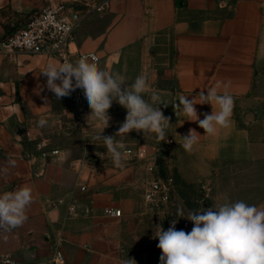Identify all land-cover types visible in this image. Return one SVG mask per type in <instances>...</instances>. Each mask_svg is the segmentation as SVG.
<instances>
[{
    "label": "crops",
    "instance_id": "1",
    "mask_svg": "<svg viewBox=\"0 0 264 264\" xmlns=\"http://www.w3.org/2000/svg\"><path fill=\"white\" fill-rule=\"evenodd\" d=\"M49 1L0 0V33L24 27ZM92 1H106L108 6L76 29L71 50L97 52L102 70L118 73L129 85L137 76L146 77L144 96L150 99L155 92L163 102L160 110L170 118L166 140L173 143L163 141L167 170L185 184L210 189L233 179L227 193L264 206V95L255 91L264 66V0ZM153 46L166 56L162 74L135 73L133 61ZM49 63L61 64L42 55L0 54V194L22 186L30 187L33 194L27 221L0 234V256L10 254L17 264H51L60 246L67 264H123L119 219L106 215L104 209H121L123 216L135 211L132 171L116 167L106 147L85 149L84 160H69L63 151L58 157L44 160L37 154L31 160L25 149L27 134L38 132L41 119L86 102L83 91L56 99L41 73ZM213 87L219 94L231 95L234 106L228 127L217 126L209 135L173 104L181 96L190 100L196 96L199 103L198 94ZM195 107L201 120L204 113L219 112L215 104ZM119 109L125 112L120 104ZM124 121L115 118L113 128L119 129ZM190 129L200 136L187 150L182 137ZM136 144L129 141L118 149L122 163H132L122 152L140 146ZM80 180L87 186L85 192L79 188ZM72 202L78 216L68 211Z\"/></svg>",
    "mask_w": 264,
    "mask_h": 264
},
{
    "label": "clouds",
    "instance_id": "2",
    "mask_svg": "<svg viewBox=\"0 0 264 264\" xmlns=\"http://www.w3.org/2000/svg\"><path fill=\"white\" fill-rule=\"evenodd\" d=\"M94 61L95 57L91 61L85 57L75 63H49L41 73L47 77V89L58 100L82 89L91 109L89 117L104 122V128L108 126V110L113 101L127 110L116 136L102 135L103 128L94 137L111 154L114 165L120 167L122 159L118 149L124 145L116 140L117 136L136 130L144 134L156 133L159 140L164 141L166 129L171 125L170 118L160 110L159 105L163 102L155 92L150 99H145L146 77L137 76L129 85L118 73L110 74ZM205 90L198 94L199 103L196 96L191 100L188 96H181L179 103L173 105L176 111L183 112L187 120L198 121L206 134L214 135L217 126L228 127L234 100L227 92L219 94L215 87ZM196 104L218 105L219 112L204 113L201 120ZM39 124L43 126L45 121L41 119ZM198 136L195 130L190 129L182 137L184 148L190 150ZM9 163L15 164L14 161ZM7 171L5 168L4 172ZM32 202V189L28 186L0 194V234L22 226L28 219L26 212ZM179 215L193 223L192 230H177L176 219L167 230L157 225L155 237L161 250L160 264H264V206L250 205L242 200L233 202L224 197L222 202L214 203L208 209L190 210L187 216L181 210ZM4 238L7 239L6 236ZM4 264L12 262L5 259ZM123 264H136V261L127 258Z\"/></svg>",
    "mask_w": 264,
    "mask_h": 264
},
{
    "label": "rangeland",
    "instance_id": "3",
    "mask_svg": "<svg viewBox=\"0 0 264 264\" xmlns=\"http://www.w3.org/2000/svg\"><path fill=\"white\" fill-rule=\"evenodd\" d=\"M71 2L74 0H62ZM83 1V0H77ZM138 61H133L135 65L134 72L148 75L153 71L162 74L166 67V56L163 49L159 46H153L150 49L141 51ZM130 70V69H129ZM129 72V71H128ZM165 87V86H164ZM258 94L264 95V66L259 73V82L255 90ZM145 99H148L145 97ZM80 108L85 110L82 115ZM121 114L119 104L113 101L111 108L108 110V126L104 128V122L89 117L91 109L87 101L80 107L75 103L70 112L56 114L51 118L44 119L45 124L39 126L38 132L32 136H26L24 143L27 154H40L37 150V144L45 142L47 144L45 151L58 149L68 155L69 160H77L86 157L85 149L96 151L105 148L101 141L94 140L103 128L102 135L116 136L119 129L112 126L115 118H126L127 110ZM88 113H87V112ZM167 117L166 113H163ZM45 140V141H44ZM116 140L123 145L129 141H134L136 145L143 146L147 149L149 156L161 161V171L163 176L170 175L173 177L174 189L171 202L163 208H151L145 204L143 194L145 183L148 178L147 167L149 161H132L131 164L122 163L121 169L131 170L134 177L133 190L136 196V209L133 212L125 214L119 219V233L122 240V250L125 259L132 258L136 264H160L161 250L157 247L159 243L155 233L158 230L157 225L167 230L172 220L176 219L177 230L183 229L190 232L193 223L186 218H182L179 213L182 210L185 216L190 210L208 209L214 203L222 202L224 197L235 202L240 200L238 194L227 193L229 184L233 179H225L220 188H208L207 185H188L182 182L175 172L168 171L166 160L164 158L163 141H160L156 133H143L132 130L127 134H121Z\"/></svg>",
    "mask_w": 264,
    "mask_h": 264
},
{
    "label": "built area",
    "instance_id": "4",
    "mask_svg": "<svg viewBox=\"0 0 264 264\" xmlns=\"http://www.w3.org/2000/svg\"><path fill=\"white\" fill-rule=\"evenodd\" d=\"M108 6L106 1L95 3L92 0L83 1H59L50 0L34 17L22 28L16 29L8 34L0 33V54H7L10 57H16L19 53L30 55H42L53 57L60 63H75L80 58H88L90 61L95 57L96 63L102 69V58L97 52L72 51L71 45L75 40L76 29L94 13L104 11ZM82 89H76V93L82 92ZM167 144H172L173 140L167 139ZM47 144L40 142L37 144V150L41 159L58 157L60 150L53 149L45 151ZM123 156L130 161H149L147 167L148 178L145 183L143 200L151 208L166 207L172 199L174 189L173 177L163 176L161 171V161L152 160L147 149L143 146L137 148H127L122 152ZM31 160L36 159L34 154H28ZM79 170L83 166V161L76 164ZM79 183L81 191L85 192L87 186L85 182ZM60 204L64 200L59 201ZM71 215L78 216L77 204L72 202L68 206ZM106 215L121 218L123 212L121 209L107 207L104 209ZM8 259L12 264H17L16 259L10 254L0 256V264ZM51 264H67V258L60 246H57L51 258Z\"/></svg>",
    "mask_w": 264,
    "mask_h": 264
},
{
    "label": "water",
    "instance_id": "5",
    "mask_svg": "<svg viewBox=\"0 0 264 264\" xmlns=\"http://www.w3.org/2000/svg\"><path fill=\"white\" fill-rule=\"evenodd\" d=\"M54 2H59V0H53Z\"/></svg>",
    "mask_w": 264,
    "mask_h": 264
}]
</instances>
